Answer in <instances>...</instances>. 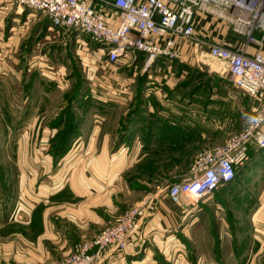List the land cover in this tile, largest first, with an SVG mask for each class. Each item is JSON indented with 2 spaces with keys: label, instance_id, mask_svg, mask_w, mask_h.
Segmentation results:
<instances>
[{
  "label": "crops",
  "instance_id": "obj_1",
  "mask_svg": "<svg viewBox=\"0 0 264 264\" xmlns=\"http://www.w3.org/2000/svg\"><path fill=\"white\" fill-rule=\"evenodd\" d=\"M36 16H38L36 12L17 7L12 3V0H0V64L6 54L19 53L25 40L31 34L34 35ZM106 17L112 26H117L120 22L118 13L114 9L108 10ZM257 37L264 38V32L257 31ZM216 39L226 45H233L240 40L236 34L229 30H219L218 33H215ZM77 41L80 39L78 38ZM194 49H189L188 45L183 44L181 46L182 62L171 63L158 60L148 70H145L144 67L139 74L134 73L132 79H136L137 75L141 77L140 98L136 100V104L139 103L135 104L136 108H131V111L130 109L125 110L120 116L117 115V118L112 116L114 120H112V125L108 120L109 126L104 124L105 117L103 122L99 123L98 115L93 113L95 123L87 124L86 120L83 121L77 129L76 139H74V135L70 144L66 145L65 151L63 149L61 153L57 151L55 157L52 154L47 155L46 162L52 166L57 159H60L56 163L59 175L65 170L69 174L68 180L65 182L63 177L64 180L62 179L58 190L47 196L43 210L37 213L35 219H30V223L25 225L24 237L26 239H24L23 249H21L23 254L19 256L20 258L36 261L33 263L45 261L47 264H58L73 254L84 239L93 238L105 226L117 220L115 211L120 208L115 201H119L121 190L115 187L112 182L122 180L126 172L132 171L134 165L155 164L153 171L155 179L166 182L183 181L191 177L198 153L209 146L207 141L214 142L212 146L217 147L224 144L232 134L244 129L246 125L244 98H249L248 102L251 108H254L253 104L256 102L253 98L232 87L228 81L227 73L224 74L223 71L213 73L206 67L203 69L209 75H205L200 81L206 79L207 83L213 87L212 93L201 92V89L193 92L192 88H195V85L193 86L190 82L182 84L186 71L185 69L181 70V67L186 64L185 61L187 62L188 51L194 53ZM262 50L264 51V44ZM247 51L253 53L255 49L248 47ZM203 53L205 52L201 51V55ZM206 54L211 56L208 52ZM142 58L146 57L140 53L127 54L116 65L131 61L129 70H136ZM218 61L219 65L227 70L226 62ZM191 67L202 68L195 64H192ZM136 83L134 86L126 87L124 92L120 90V85L122 88L126 83L118 82L116 88H110L114 95L111 93L107 98H103L93 94L91 100L95 99V101H99V104L134 102L138 97ZM117 91L119 94L116 93ZM80 97L78 106H83L85 104L81 103L88 99V95ZM228 100L233 102L232 109L234 108V111L232 112H230L232 109L229 110L228 106L222 102ZM139 131L141 132V146H139L141 149L137 147V150L146 151L140 153V151L132 152L131 150L129 152L134 145L131 144V141L132 143L135 141L132 135L139 134ZM120 132H122L121 136H119ZM43 142L44 146H48V139ZM71 144L77 150L66 155L65 152L69 151ZM125 147H128L129 150ZM113 148L117 152L120 151L115 152L116 156L110 161L108 157H110ZM123 149H126L124 153ZM152 158H156L157 162L155 163ZM64 161L65 164L70 163L68 168L61 167ZM88 169L103 177L95 174L92 176L93 179L88 178ZM18 177L20 179V175ZM34 178L36 179V177ZM137 179L148 180L149 177ZM153 196L156 197V206L151 211L147 210L139 218L138 237L132 238L124 251H117L113 248L105 250L103 264H161L162 258L164 261H170L166 254L167 251H171L173 248L175 251L172 258L175 259L180 247L185 248L186 245L191 249V257L197 254L199 261H208V264H211L209 262L223 261L225 258L244 262L243 257L250 254H252L253 260L250 264H255V261L260 264V252L264 249V235H261L264 234V216L259 215L262 207L255 212L252 218V247L248 245L243 249V242L235 240L234 250L227 251L228 248H226L224 251L222 245H224L225 239L218 238L215 243V238L211 234H205L204 244L199 242L201 247L208 244V249L203 250L193 238L195 232L192 236L190 234L196 229L192 226L201 216H206L210 209L214 208L213 205H194L188 211L189 208L183 209L173 204L166 194L158 193ZM215 208L219 209L220 206H215ZM191 212L197 216L195 221L191 222L186 229H182V222L190 216ZM181 213H186V215L182 217ZM203 222L201 223L205 226ZM178 228L180 232L177 231ZM175 231L178 232V235ZM196 231L200 230L197 228ZM169 232H174V234L164 236ZM209 235L212 238L211 242L206 240ZM158 251H162V254L160 255ZM156 253H158V257H156ZM183 253L184 255L181 254V257L178 256L177 262L187 264L185 262L187 254Z\"/></svg>",
  "mask_w": 264,
  "mask_h": 264
},
{
  "label": "rangeland",
  "instance_id": "obj_2",
  "mask_svg": "<svg viewBox=\"0 0 264 264\" xmlns=\"http://www.w3.org/2000/svg\"><path fill=\"white\" fill-rule=\"evenodd\" d=\"M37 14L38 16L34 19L36 22L34 35L31 34L25 40L19 53L6 54L4 60L1 61L2 64H0V264L46 263L45 261L33 263L36 261L32 259L29 261L19 256L23 254L21 249H23L24 239H26L24 237L25 225L30 223V219H35L37 213L43 210L47 196L58 190L63 177L65 182L68 180L69 174L65 170L59 175L56 163L60 159H57L52 166L46 162L47 155L52 154L55 157L56 151L61 153L55 149L56 144L68 141L70 136L77 133V129L83 121L86 120L87 124L95 123L93 113L98 115L99 123L103 122L105 117L104 124L109 126L108 120H110L111 125L112 120H114L112 116L117 118V115L120 116L125 110L130 109L131 111V108H136V105L139 104H136V100L140 98L139 83L141 77L137 75V83L136 79H132V77L134 73L139 74L144 67L145 70L149 69L146 67V58H142L137 69L132 71L129 70L131 61L116 65L118 61L113 63L107 51L101 47L102 45L93 41L90 36L78 35V32L55 28L48 18L40 13ZM219 30L231 31L226 26H222L220 29H215L212 26L209 30L204 31L207 34V39L202 42L191 41L186 44L189 49H195L194 53L188 51L186 54L187 62L185 61L186 64L181 67V70L185 69L186 71L185 80L182 84L190 82L193 86L195 85V88H192L193 92L197 89H201V92L212 93L213 91V87L207 83L206 79L200 81L202 77L209 75L203 69L207 68L213 73L217 71L218 73L222 71L224 74L227 73L225 67L219 65V59L206 54V52L210 53L211 45L218 42L217 39L215 40V33H218ZM76 37L80 41H77ZM201 51L205 53L201 55ZM173 62H182L181 52L180 58ZM191 63L202 66V68L191 67ZM118 82L126 83L122 88L120 85V90L124 92L126 87L134 86V83L137 84L138 97L134 102L99 104V101L91 100L93 94L107 98L108 94L112 93L110 88H116ZM224 92L226 91L224 90ZM116 93L119 94L118 91ZM85 94L88 95V99L81 103L85 105L78 106L80 104L78 98ZM244 100L246 127L254 117L258 104L254 103V108H251L248 102L249 98L245 97ZM222 102L228 106L229 110L232 109V100ZM232 111L234 108L230 112ZM121 134L122 132L119 136ZM132 136L135 141L133 143L131 141V144L134 145L130 150L128 147L125 148L129 152L131 150L132 152H139L137 147L141 146V132L139 131V134ZM74 137L76 139V136ZM46 139L49 142L48 146H44L43 140ZM207 143L209 146L201 150L198 156L215 147L212 146L214 142L207 141ZM73 144H71L69 151L65 152L66 155L77 150ZM49 145L51 146L49 147ZM126 149L122 150L123 153ZM145 151L142 150L140 153ZM115 152L118 153L113 148L110 157H108L110 161L116 156ZM248 157V161L237 169L232 183L223 186L210 195L209 200L205 202V199L197 203L189 202L188 211L194 205H213L214 207L206 216H201L199 220L196 219V223L192 226V228L195 227L200 230L196 231L195 229L190 234L192 236L195 232L193 238L198 244L199 242L204 244L205 234H211L215 238V243L218 238L225 239L224 245H222L224 251L226 248H228L227 251L234 250L235 240L236 242H243V249L248 245L249 247L253 246L252 218L261 207L259 215L264 216V150L254 147ZM152 159L155 163L157 162L156 158ZM149 162L151 161L149 160ZM64 164L65 161L61 167L68 168L70 163ZM154 170L155 164L144 166L137 164L134 165L132 171L126 172L122 180L110 181L121 190L119 201H115L120 208L115 211L117 219L135 205H139L149 195H158V193L165 195L168 186L175 183L174 181L166 182L155 179ZM87 172H89L88 178L91 179H93L92 176L98 174L93 173L91 169H88ZM18 175H20V179ZM140 177H149V179H137ZM65 182L63 181V184ZM155 206L156 201L153 208ZM215 206H220V208L217 209ZM189 214L190 216L182 222V229H186L197 217L194 212ZM184 215L186 213H181L182 217ZM201 222L205 223V226ZM177 231L180 232V229L178 228ZM177 231L175 232L178 235ZM172 234L174 232L165 233L164 236ZM206 240L211 242L210 235ZM198 246L201 247L200 244ZM201 248L207 250L208 244ZM195 249L197 248L195 247ZM174 251L173 248L171 251H167L166 254L170 261H164L162 258L161 264H180L177 259L179 255H184L183 252L187 254L185 256L187 264H208V261H199L197 254L191 257V249L187 245L185 248L180 247L175 259L172 258ZM158 252L160 255L162 254V251ZM260 253V264H264V249ZM156 254L158 257V253ZM243 259H245L244 262L225 258L223 261L209 263L250 264L252 254L247 257L244 256Z\"/></svg>",
  "mask_w": 264,
  "mask_h": 264
},
{
  "label": "built area",
  "instance_id": "obj_3",
  "mask_svg": "<svg viewBox=\"0 0 264 264\" xmlns=\"http://www.w3.org/2000/svg\"><path fill=\"white\" fill-rule=\"evenodd\" d=\"M17 7L40 13L58 29L90 36L102 45L113 63L131 53L155 61L180 58L181 46L207 39L204 31L226 26L240 40L233 45L215 42L213 58L226 62L227 78L235 89L258 104L254 117L223 145L197 156L190 178L168 186L166 196L183 209L208 198L232 183L236 171L255 147L264 150V0H12ZM117 11V26L108 23V10ZM206 28V30H205ZM80 37V36H78ZM248 47L255 49L253 53ZM149 195L91 239H84L73 254L58 264H103L105 250L124 251L138 237L139 218L153 208ZM190 202V203H189ZM181 256V255H180ZM179 258V257H178Z\"/></svg>",
  "mask_w": 264,
  "mask_h": 264
},
{
  "label": "trees",
  "instance_id": "obj_4",
  "mask_svg": "<svg viewBox=\"0 0 264 264\" xmlns=\"http://www.w3.org/2000/svg\"><path fill=\"white\" fill-rule=\"evenodd\" d=\"M74 135L76 136V133L73 134V136ZM73 136H70V138L68 139V141H64V142H61V143H57L56 146H55V149L56 150H59V151H61L63 149V151H65V148L67 147L66 145L70 144V141L73 138Z\"/></svg>",
  "mask_w": 264,
  "mask_h": 264
}]
</instances>
